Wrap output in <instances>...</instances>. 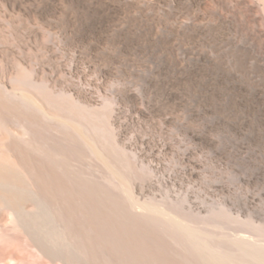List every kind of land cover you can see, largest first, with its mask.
Segmentation results:
<instances>
[{"label":"bare ground","instance_id":"bare-ground-1","mask_svg":"<svg viewBox=\"0 0 264 264\" xmlns=\"http://www.w3.org/2000/svg\"><path fill=\"white\" fill-rule=\"evenodd\" d=\"M139 1L145 3L117 4ZM51 4L40 0L37 9ZM116 6L105 0H68L58 21L59 40L79 44L88 39L83 49L89 53L103 36L115 49L104 47V56L116 51L142 59L148 54L154 69L144 83L161 94H155L152 108L182 106L185 119L198 123L195 128L178 124L188 142L208 146L214 154L230 144L234 155L249 149L262 158L264 65L258 59H263V47L235 49L229 55L237 65L234 71L199 55L188 57L184 66L160 64L156 47L147 53L146 44L136 42L139 33L122 21L109 24ZM133 43L137 47H129ZM79 48L67 53L65 47L35 52L0 47V264H264V251L236 249L228 246L230 240L219 243L216 234L208 239L198 228L136 203L140 159L119 144L115 116L103 110L101 96L92 94L80 76L69 81ZM8 56L15 60L7 61ZM103 71L100 67L99 74ZM128 91L120 98L132 99ZM209 134L220 137L223 147L216 148Z\"/></svg>","mask_w":264,"mask_h":264},{"label":"rangeland","instance_id":"rangeland-1","mask_svg":"<svg viewBox=\"0 0 264 264\" xmlns=\"http://www.w3.org/2000/svg\"><path fill=\"white\" fill-rule=\"evenodd\" d=\"M105 1L117 5L109 24L122 21L132 32L139 33L136 42L146 44L147 53L156 47L154 55L160 64L175 61L184 66L188 57L199 55L234 71L237 65L229 55L235 49L263 47L264 51V0H142L145 3L139 1L128 7L119 6V0ZM39 2L0 0V47H29L32 52L40 47H65L67 53L81 47L77 68L71 71V76L67 74L69 81L80 76L92 94L101 96L103 110L115 116L114 128L120 130L119 144L140 159L138 189L133 192L136 203L153 206L154 213L163 214L159 216L165 219L177 218L194 230L198 228L208 239L213 237V240L216 234L215 241L227 244L230 240L228 246L236 249L249 246L264 251V153L261 158L246 149L234 155L228 144L224 153L214 154L208 146L188 142L178 124L187 123L195 128L198 123L195 119H185L182 106L168 103L169 107L167 104L160 107L162 113L159 107L152 108L155 94H161L144 83V78L152 76L154 69L148 54L142 59L116 51L104 56L100 54L104 47H110L109 51L115 49L103 36L97 38L89 53L83 49L88 39L79 44L60 41L62 26L58 21L66 11L68 0H51V7L44 11L37 9ZM129 47L137 45L133 43ZM6 60L15 59L8 56ZM65 61L68 63L69 58ZM258 61L264 65V56ZM100 67L104 69L101 74ZM126 89L132 99L120 98ZM209 138L215 140L216 148L223 147L217 135L209 134ZM188 148L191 151L183 159L182 153ZM253 195L255 199L249 201ZM176 211V216L182 214L173 217Z\"/></svg>","mask_w":264,"mask_h":264}]
</instances>
